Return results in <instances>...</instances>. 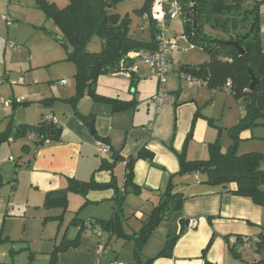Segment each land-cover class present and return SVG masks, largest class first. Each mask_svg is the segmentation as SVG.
<instances>
[{
    "label": "crops",
    "instance_id": "obj_1",
    "mask_svg": "<svg viewBox=\"0 0 264 264\" xmlns=\"http://www.w3.org/2000/svg\"><path fill=\"white\" fill-rule=\"evenodd\" d=\"M15 1V7L23 2L0 0V13L12 8ZM260 11L264 51V4ZM3 16L9 18L8 14L2 15V18ZM173 22H169L167 26H171ZM175 55L176 53H172L170 56L172 66ZM63 60L65 58L56 57L51 64H61ZM181 65L180 62L179 67ZM143 66H146L145 63L138 64V72L134 74L135 86L131 79L121 74H103L98 80L95 92L99 96L136 103L133 108L121 112H115L111 105L97 102L88 95L74 107L67 100L75 96L76 88H71L69 83L67 86L61 85V81L66 80L59 82L63 89L52 87L54 102L48 103L50 114L44 111L45 119L42 117L40 121L39 116L36 121H28L31 108H27L30 105L27 98L21 96L12 99L13 104L6 107L10 100L0 97V133L5 132L9 126L14 131L20 125L35 126L49 117H54L62 129L59 142L42 148H38L28 137L10 140L0 146V264H14L17 252L14 246L10 249L8 243L16 242L21 234V242L25 247L20 249L19 255H27L30 263V253L37 254L32 251L34 245L47 241V237L52 240L55 236L51 251L54 252L64 237L69 238L71 225L78 228L80 246L62 254L55 264L64 263L63 259L68 256L76 257L77 261L66 264H83L86 254H92L91 264H96L97 255L101 259L102 246L96 248L95 244L89 245L85 254L87 240L85 232L80 234V230L84 225L86 229L93 231L86 227L88 222L109 221L114 218L115 191H90L85 196L69 193L67 210L46 207L45 201L49 193L67 189L69 180L89 182L93 179L97 183L106 184L111 182L113 176L123 188L126 164L125 161L118 162L115 155L126 160L146 148L154 154L155 166L145 160L137 161L134 166V183L142 189L139 199L145 206L151 205L154 209V202L159 203L160 194L166 191L171 176L180 171L178 155L184 154L189 161L208 160L210 145L217 140L222 143V131L227 132L245 116V109L229 92L184 80L179 69L174 68L165 86L174 102L158 108L153 97L158 91L159 83L154 84L150 93H146L147 82L142 80L152 75L147 69L142 70ZM142 71L144 75L141 74ZM3 79L2 85L5 81H10L8 75ZM10 85L14 87L19 83L13 81ZM17 100L23 102L18 103ZM17 106L22 108H16ZM80 117H87L89 124ZM253 132L251 129L242 132L240 140L245 142L255 139ZM227 139H232L230 134H227ZM102 145H106L109 151L103 153ZM249 153L257 152L242 155ZM104 160L109 163L117 162L112 171H99ZM118 165H122L124 169L122 183L116 175ZM204 180L201 175L175 179L176 191L182 193L186 200L182 209L163 223L169 227L168 233L165 228L157 242V232L153 233L148 244L155 243L150 248L144 247V252L148 254L146 258H155L165 248L170 234L180 237L173 249L172 258H159L152 263L147 261V264H204L203 251L210 241L212 245L207 253L209 262L238 264L230 251L229 243L235 244L237 238H241L249 244L244 253L253 244H259L263 233L264 209L249 198L235 196L222 187L207 185ZM230 189L234 191L236 185H231ZM108 216L110 218L106 219ZM190 220H197L196 228L188 227ZM40 222L42 229L39 234ZM64 227L68 229L63 234ZM100 228L103 231L101 226ZM29 233L37 237L28 239ZM51 252L47 253L50 257L48 264H52ZM253 259L251 258L252 264H260L257 258ZM34 260L35 256L32 263ZM112 262L120 261L115 259L108 264Z\"/></svg>",
    "mask_w": 264,
    "mask_h": 264
},
{
    "label": "trees",
    "instance_id": "obj_2",
    "mask_svg": "<svg viewBox=\"0 0 264 264\" xmlns=\"http://www.w3.org/2000/svg\"><path fill=\"white\" fill-rule=\"evenodd\" d=\"M35 1L47 19L52 20L62 36L68 40L72 49L66 61L73 63L77 69L76 94L67 101L77 107L78 103L88 95L97 102L111 105L115 112L133 108L135 102L99 96L95 88L101 75L119 74L122 62L125 63L126 68L137 65L136 61L128 58L129 54L145 55L146 53L149 56L158 50L157 38L161 31L156 22L149 20L152 40L145 42L134 39L130 35L128 19L120 21L117 16L110 14L118 0H69V4L64 9H59L56 4L49 3L47 0ZM174 1H177L181 7L179 19L183 23V37L191 46L204 51L209 56L207 62L197 66L182 64L179 67L180 75L190 76L216 90L224 89L233 95L245 109V116L236 126L228 130L233 144L226 152H223L220 140H217L210 145L208 160L189 161L184 154L178 155L179 173L171 176L166 191L160 194L158 206L152 210L141 231L132 235L126 234L122 228V213L127 196L129 194L140 196L142 192V189L134 183L135 163L145 160L155 166L154 154L146 148L126 160L118 154L115 155L118 162L125 161L126 164L123 188L119 186L114 176L111 182L106 184L97 183L93 179L89 182L69 180L67 189L49 193L45 201L46 207L67 210L69 193L85 196L90 191L114 190V218L93 223H97L103 231L105 230L112 236L117 234L127 241L135 240L138 251L144 249L161 224L182 209L186 198L176 191L175 179L177 177L201 175L205 178V184L222 187L235 196L249 198L264 209V172L260 170L264 155L259 153L238 155L237 153L240 134L254 127L264 126V51L260 29V8L264 0ZM152 3L153 0H146L144 7L136 11V14L140 17L150 15ZM206 28H209L212 34L208 33ZM42 29L45 30L44 27ZM93 36L101 40V52L98 54H91L86 50ZM234 44H238L239 48L244 51L243 56ZM249 67L261 79L253 92L249 90L251 83ZM131 80L132 85L135 86L134 74ZM228 83L231 84V89H226ZM248 100H250L249 103ZM80 118L87 125L89 124L87 117ZM31 133L36 134L33 142L38 148H42L46 142L49 144L59 142L62 129L58 124L48 123L46 120H42L35 126L20 125L15 131L12 126H9L5 132L0 133V146L10 140L27 138ZM170 149L175 152L172 147ZM116 163V161L109 163L104 160L99 171H112ZM231 185H236L234 191L230 189ZM85 229L83 225L80 234ZM262 229L259 246L264 245V223ZM79 236L74 240L64 237L51 255V263L58 262L60 256L71 249H77L80 246ZM179 237L180 235L170 234L165 248L155 258L148 260V263L159 258H172L173 249ZM243 244L244 241L241 238H237L235 244L229 243L230 251L236 259H242L245 256V253L239 249V246ZM211 245L212 241L203 251L204 264H212L207 260ZM136 257L138 260L137 254ZM29 258L30 262H33L34 255L30 253Z\"/></svg>",
    "mask_w": 264,
    "mask_h": 264
},
{
    "label": "rangeland",
    "instance_id": "obj_3",
    "mask_svg": "<svg viewBox=\"0 0 264 264\" xmlns=\"http://www.w3.org/2000/svg\"><path fill=\"white\" fill-rule=\"evenodd\" d=\"M47 1L56 4L59 9H64L69 4V0ZM145 1L146 0H118L112 7L110 14L117 16L120 21L128 19L130 35L134 39L150 42L152 40L150 22L149 20L144 19V17H140L136 14V11L141 10L144 7ZM15 5L16 1L12 8L0 13V78H5V76L8 75V80H10L9 82L5 81L4 85L0 86V97L9 99V102H11L12 99H18L21 96L27 98L30 104L27 108H31L29 113L31 117L28 121H36L38 116L40 121L42 117L44 118L46 116V111H48L47 114H50L48 103H53L52 87L58 86L59 89H63L59 85V82L61 80H66L71 88H76L75 75L77 69L73 63L66 61L69 53L72 52L68 40L62 36L61 31L55 26L54 22L47 19L44 12L39 9L36 1L23 0L20 5L17 4V7H15ZM6 14L9 16L11 25H9L8 22L6 23L2 18V15ZM182 26V21L178 18L174 20L171 26L164 28L166 39L175 40L181 50L175 52L176 55L173 63V68L175 70L179 69L180 62L183 65L195 66L209 60L207 53L191 46L185 40L183 37ZM43 27L45 30L42 29ZM206 31L212 34V31L209 28H206ZM51 34H53V36ZM58 37H61L63 40H57ZM86 50L91 54L100 53L101 40L97 36H93L88 43ZM56 57L65 58V60H63V63L61 64H51ZM145 65L146 66L141 67L142 70L147 69L148 73H150L148 65ZM141 74L144 75L143 71ZM148 77L149 78L146 80H142L147 82L146 93H150L153 90L154 84H158L156 77L150 75H148ZM13 81H16L19 85L12 87L10 82ZM16 108H22V106H17ZM243 114L245 115V111H243ZM251 130L254 131L255 139L247 140L245 142L240 140L237 150L238 155L251 151H256L257 153L264 155V126L254 127ZM222 132L225 135L223 134L224 138L222 143L221 141L220 143L223 152H226L230 147V143L232 142L231 145L233 144V141L232 139L228 141V131L226 132L225 130ZM260 170L264 172V161L260 166ZM116 175L119 177V182L122 183L124 177V169L122 165H118ZM150 202L152 203L151 200ZM158 204L154 202V206H158ZM152 210L153 206H145L143 201L139 199V196L129 194L122 213V228L124 232L130 235L141 231L149 214L152 213ZM109 218L110 216L106 219ZM69 223L70 221H68V224ZM30 224L32 223H29V225ZM41 225L42 223L40 222L38 226L39 234L42 229ZM165 228L168 233L169 227H167L166 224H162L155 230V232H157L156 242L157 240H160L161 234H164L163 230ZM67 229L68 227H64L63 234ZM77 229L78 228L73 225L69 227V240L76 239L78 235ZM84 232L87 240V242H85L87 248L85 249V254L88 251V246L93 244L96 245V248L102 246L107 249V253L102 256L101 259L97 255L95 260L96 264H108L115 259H118V261L123 264H138V261H140V264H147L148 258H146V255L148 254L144 252V249L138 251L135 240L127 241L123 236L117 234L112 236L105 230L102 231L101 237L96 235L95 230L92 231L85 229ZM22 235L23 234L18 236L16 242L8 243L9 248L11 249L12 246H14V250L17 252L15 254L17 258L15 259L14 264H48L50 257L47 253L52 251L55 236L52 240H48L49 238L47 237V241H42L33 246L32 251L37 252V254L34 253L36 260H34V263H29L27 255H24L23 257L19 255L20 249L25 247L21 242ZM35 237H37V235L31 236L29 233L28 239H35ZM154 243L155 242L150 243V245L147 243L145 248L147 246L148 248L152 247ZM136 254L138 255V260H136ZM91 255L88 256L86 254V259L83 261V264L92 263ZM251 258H257L260 264H264V245L259 246L253 244L251 249L246 251L245 256H243L242 259L235 260L239 262L238 264H252ZM74 260L77 261L76 257L72 258V256H68L63 259L64 263L62 264L73 262ZM6 261H8V259Z\"/></svg>",
    "mask_w": 264,
    "mask_h": 264
},
{
    "label": "built area",
    "instance_id": "obj_4",
    "mask_svg": "<svg viewBox=\"0 0 264 264\" xmlns=\"http://www.w3.org/2000/svg\"><path fill=\"white\" fill-rule=\"evenodd\" d=\"M181 13V7L177 1L174 0H153L151 13L150 15H145L144 19L156 22L158 25V29L161 31L157 40L159 42L158 50L149 56H144L143 54H135L131 53L128 55V58L136 61L137 65L126 68L125 63L121 64V71L119 74L125 76L128 79L132 78L133 74L138 72V64L145 63L148 65L150 74L157 78L159 83V88L156 95L153 97V101L158 106H163L165 104L173 103V97L166 90V84L168 81L169 75L173 72V66L170 61V56L172 53L177 51H181L179 49L178 43L175 40H167L164 36V28L167 27L169 22H172L179 18ZM3 20L8 22L11 25V21L7 16H3ZM182 79L202 85L204 84L202 81L195 80L187 75H180ZM4 82L3 78H0V85ZM61 85L67 86V81H61ZM226 89H231V84L228 83ZM18 103H22L23 100H17ZM13 103L7 102L6 107H10ZM48 123L58 124L54 117H49L46 119ZM28 138L32 141L36 139V134H29ZM45 145H49V142H46ZM101 151L106 153L109 151V148L106 145L101 146ZM86 227L95 230V233L98 237L102 236V230L97 223L88 222ZM190 229H194L197 227V220H190L189 226ZM249 248V244L244 242L243 245L239 248L240 251L245 252V250ZM107 253V249L104 247L100 250V256H104ZM110 264H122L120 262H112Z\"/></svg>",
    "mask_w": 264,
    "mask_h": 264
},
{
    "label": "water",
    "instance_id": "obj_5",
    "mask_svg": "<svg viewBox=\"0 0 264 264\" xmlns=\"http://www.w3.org/2000/svg\"><path fill=\"white\" fill-rule=\"evenodd\" d=\"M58 40H62L61 37H58ZM237 48H239L238 44H234ZM239 51L241 52V55H244V51L242 49L239 48ZM249 75L251 78V83H250V87L249 90L251 92H253L255 90L256 85L261 81V79H259L252 71V69L249 67ZM250 102V100H248V103ZM92 132H94L93 127H91Z\"/></svg>",
    "mask_w": 264,
    "mask_h": 264
}]
</instances>
